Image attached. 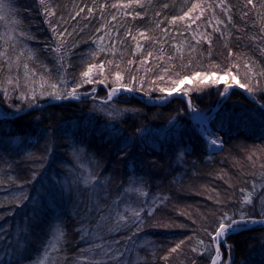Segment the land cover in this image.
<instances>
[{
    "label": "trees",
    "instance_id": "trees-1",
    "mask_svg": "<svg viewBox=\"0 0 264 264\" xmlns=\"http://www.w3.org/2000/svg\"><path fill=\"white\" fill-rule=\"evenodd\" d=\"M5 2L0 51L13 60L23 55L18 69L0 64V86L9 88L0 91V264H211L209 233L222 214L262 218L264 164L257 165L259 154L252 155L254 162L244 151L264 149V77H255L252 84L260 85L251 94L234 88L222 97L226 83L213 82L180 90L197 110L220 107L208 123L222 145L218 152L182 113L185 100L167 99L158 90L195 72L227 76L232 84L225 69L240 83L264 70L260 0L256 7L225 0L228 11L219 0H46L52 16L38 0ZM195 3L206 9L203 15L198 9L170 23ZM201 34H210L211 44ZM101 46L105 50L98 51ZM25 63L35 101L20 98L25 88L13 91L6 83L19 76L25 84ZM90 63H104L108 79L79 87L78 101L51 103L57 99L39 95L60 79L75 86ZM117 64L123 78L118 83L109 75ZM165 67L164 80L157 79ZM130 76L136 80L129 83ZM99 78L94 70L93 79ZM122 85L139 98L123 94L101 101L105 86ZM226 240L230 251L223 244L221 253L231 264H264L263 225Z\"/></svg>",
    "mask_w": 264,
    "mask_h": 264
},
{
    "label": "snow or ice",
    "instance_id": "snow-or-ice-1",
    "mask_svg": "<svg viewBox=\"0 0 264 264\" xmlns=\"http://www.w3.org/2000/svg\"><path fill=\"white\" fill-rule=\"evenodd\" d=\"M39 4L44 6V12L46 16H52L54 15V11L47 5L46 0H38ZM130 4L131 3H136V4H140L141 0H129ZM251 5L252 7H256V4L254 3V0H246V6ZM219 6H221L224 11H228V8L225 4V0H219ZM8 4L5 2V0H0V13H4L8 10ZM113 7H117V5H113ZM165 7H167V5H165ZM209 8L212 7L211 4L208 5ZM260 7L262 9H264V0H260ZM198 9H200V15H203V12L206 10L204 8H202L201 3H195L192 4L190 8H188L187 11H185L183 13V15L178 16V17H173L172 21H170V23H174L177 19L179 20H184L186 17H188L190 15V13L196 12ZM83 9H80V11H78L76 13L77 16L80 15V12H82ZM91 14V9H89V15ZM137 15H139V13H137ZM244 15H247V13H245ZM200 17L199 15L196 16L193 19V23L195 22V20H198ZM228 20L231 21L232 17L231 15H229ZM113 19H115V17H113ZM222 23V22H221ZM262 27H264V25H262ZM215 31H219V28H215ZM56 29L53 28V32H55ZM66 31V30H65ZM166 31V30H165ZM130 34V33H129ZM141 36H144V33H140ZM203 39L207 40V42L209 44H211V38H210V34L207 36H203V34H201ZM20 36H26L25 33L21 32ZM64 36V33H58L57 34V38L58 40L61 41L60 44H58V46L56 47L55 51L57 53L60 52L61 50V45L63 44V40L61 39ZM28 39H31L30 36L27 37ZM135 39V37H133ZM8 39H13V37H8ZM103 39V38H101ZM197 43H199V41H197ZM137 47H139V44L137 45ZM105 50L103 46H101L98 51H103ZM28 58H31L32 56V51L31 49H28ZM23 55V52H21L19 55H17L15 57V60L12 59L11 56H9L7 50L5 51H0V64L3 63H7L8 64V69L9 71L12 70L13 65L16 66V68L18 69L19 67H21V64L19 63L20 61V57ZM91 55H95V53L91 54ZM152 53L148 52L146 54V58L147 56H151ZM229 55L231 56L232 53L231 51H229ZM162 59V57H160ZM107 64L112 65L113 61L112 60H107L106 61ZM132 63H134V61L129 60L128 64L131 65ZM141 64L144 63L143 60L140 61ZM236 66V65H234ZM22 67L24 68L25 72H24V77H25V84L22 86L20 83V77L16 76V77H9L6 81V83L11 86L12 90L15 91L17 89H20L21 87L25 88L26 91H22L20 92V98L21 99H25L28 100L29 96L31 97L32 101H35L37 98V92L36 89L32 88L29 86L28 84V80H29V69H28V65L25 63L22 65ZM245 67L248 68L249 72H251V66H249L247 64V62H245ZM64 69V65L61 64V69ZM115 71L110 72L109 75L114 77V82L118 83L120 82L123 78L121 75V71L119 70V65L117 64L115 66ZM94 70H96V72L101 76V78L99 79H93V73ZM3 71V68H0V72ZM169 69L168 67H165L163 69L164 75H158L157 79L159 80H164L165 75L168 73ZM104 72V63H100V64H96V63H90L87 65L86 69L83 70L81 72V79L79 81H77L75 83V86L68 88L67 85V81L60 79L57 83H50L49 84V88L51 89V91H48L46 89L41 90L39 92L40 96H43L45 94H47L48 96L52 97L53 99H57V100H61V99H66V98H75V99H79V95L77 94V89L79 87H82L84 84H93V83H98V84H103L105 83V81L108 79V76H104L103 75ZM225 74L229 75L232 77V79L236 82V84L240 87V88H246V90L248 91V93H253L254 88H256L258 85H260V81L256 80L255 84H252L253 80H255L256 76H260V77H264V70L259 71V72H253L251 78L248 79V83H240L238 80H236V77L232 75V72L228 69H225ZM32 76H35L36 73L35 71L31 72ZM209 74H201L200 72H195L192 74L191 78L192 79H196L199 78L200 79V83L203 84L204 80L206 78V76ZM211 75H215V73H212ZM188 79V77H184V78H178L172 81L173 87L172 88H159L158 90L160 92H167V94L169 96H171L175 91L178 90V87L180 84L185 83V81ZM136 77L135 76H130L129 77V83H131L132 81H135ZM214 84H219L220 81L218 79L213 80ZM249 84H252V86H248ZM122 87H125L127 91H135V89H133L132 87L129 86H124L122 85ZM232 87V85H228V87H226L223 91H221L220 95H225L228 91V88ZM259 90L264 91V86H261L259 88ZM0 91H2L3 93H7L9 91V88L7 87H2L0 86ZM118 91L117 88H113L112 91L109 93V96H111L113 93H116ZM189 103V107H193L191 104V100L188 101ZM261 107H264V105H261ZM17 111H20V109H18ZM209 135H211L209 133ZM218 139V138H217ZM217 139H213L211 140V144L216 145L217 144ZM255 187V186H253ZM250 202V201H248ZM155 204V201L153 202ZM136 215L138 216L139 213L137 212ZM261 219H248L246 217H244L243 215L241 216L240 219H236L233 216H229L227 213L222 214L219 219L218 222L216 224L215 230L213 233H209V235L211 236V239L213 241V244L215 246V250H216V257L215 259L212 261V264H218L219 261H223V264H231V260L228 257H225L224 254H222L219 251V245L221 243L226 245V250L230 251V249L227 248V240L226 237L229 235H232L238 231L241 230H246L247 224L252 223V224H261L264 225V211L261 212ZM137 228L139 230V225H137ZM184 242L181 241L180 244H177L176 247L170 249V254L174 253L177 251L178 248H180V245L183 244ZM200 244H203V241L199 242ZM194 252L197 251V249H192ZM165 260H167V257H164ZM90 264H98V262H90ZM194 264V262H193Z\"/></svg>",
    "mask_w": 264,
    "mask_h": 264
},
{
    "label": "rangeland",
    "instance_id": "rangeland-1",
    "mask_svg": "<svg viewBox=\"0 0 264 264\" xmlns=\"http://www.w3.org/2000/svg\"><path fill=\"white\" fill-rule=\"evenodd\" d=\"M116 69H114V70H112L111 72H113V71H115ZM106 72H108V71H106ZM103 74H105V71L103 72ZM122 75V74H121ZM215 79H218L219 81H220V83L219 84H225V88L226 87H228V85H232V87H230V88H228V91H227V93L225 94V95H223L222 97H224V96H229L230 95V93H229V91L231 90L232 91V89H234L233 87H235V88H237V89H239L240 87L236 84V82H233L232 84L230 83H227V81H228V78H227V76H217L216 74L215 75H207L206 76V78H205V80H204V83L203 84H201L200 83V79L199 78H196V79H192V78H189V79H187L186 81H185V83H183V84H180L179 85V87H178V90L177 91H175L172 95H180V96H182L181 95V92H180V90L184 87V86H186L187 88H189L190 87V89L191 90H200L201 88H203V87H206V86H208L209 85V83H212L213 82V80H215ZM102 86V85H101ZM100 88V86L99 87H97L96 89H94V91H92L91 93H89V95L91 96V98H95L96 96H97V91H98V89ZM115 88H117L118 89V91L116 92V93H113L111 96H109V93L112 91V89L111 90H109L106 86L104 87V90H105V93H106V96H105V98L104 99H102L101 101H103V102H106V101H113L114 99H117L120 95H123V94H131L130 93V91H127L126 90V88H123V87H115ZM240 90H242L243 91V89L242 88H240ZM132 92V91H131ZM229 93V94H228ZM135 94V93H134ZM171 95V96H172ZM170 97V96H169ZM169 97L167 98V99H169ZM184 97V96H183ZM72 99H74V100H76V101H78L79 99H75V98H72ZM167 99H164L162 102H164V101H166ZM184 99H185V107H184V109H183V114H184V116L188 119V120H191V121H193V122H195V123H197L198 125H199V127H200V129H201V131H202V134H203V136L205 137V139L208 141V143H209V149H210V151H212V152H218V151H220L221 150V148H222V145H221V143L219 142V140L217 139V138H215L214 136H211V135H209V128H208V123H209V120H210V118H212V116L219 110V106H215L213 109H209V110H207V111H200V110H197V109H195L194 107H192L193 108V110L191 109V107H189V103H188V101L190 100L188 97H184ZM73 100V101H74ZM191 104H192V102H191ZM193 106V105H192ZM263 110H264V107H261ZM194 109L195 110H197V111H199L201 114H203L201 117H198L197 116V114L195 113V111H194ZM213 139H217V144L216 145H213V144H211V140H213ZM245 153V155H247L246 156V158L248 159V160H250V161H254L255 162V160H254V158L252 157V155H256V154H259L256 158L258 159L257 161H256V163H257V165L259 166V165H261V164H264V149H260V151L258 150V151H256V152H250V151H244ZM259 226H261V224L259 225ZM264 226V225H263ZM258 227V226H257ZM227 239V238H226ZM222 245H223V243H222ZM221 245V246H222ZM215 247V246H214ZM215 249V248H214ZM214 259V258H213ZM221 262V261H220ZM220 262L218 263V264H220Z\"/></svg>",
    "mask_w": 264,
    "mask_h": 264
},
{
    "label": "water",
    "instance_id": "water-1",
    "mask_svg": "<svg viewBox=\"0 0 264 264\" xmlns=\"http://www.w3.org/2000/svg\"><path fill=\"white\" fill-rule=\"evenodd\" d=\"M233 88H235V87H233ZM239 90H240V88H239ZM231 92V90L229 91V93ZM130 93L132 94V95H134V96H136L137 98H139L136 94H134L133 92H131L130 91ZM228 93V94H229ZM173 98H182L183 100H185L184 99V97L183 96H180V95H172V96H170L169 97V99H173ZM72 100H74V99H72V98H66V99H63V100H54V102H59V101H72ZM74 101H76V100H74ZM108 102H111V100L110 101H106V103H108ZM46 105V104H45ZM48 105V104H47ZM191 109L193 110V108L191 107ZM194 111H195V113L197 114V116L198 117H201L203 114H201L199 111H197V110H195L194 109ZM18 115H20V114H18ZM8 118H10V117H8ZM260 224H252V223H249V224H247V227H246V230H249V229H252V228H255V227H257V226H259ZM242 231H244V230H241V231H238V232H236V233H239V232H242ZM236 233H234V234H236ZM233 235V234H232ZM230 236V235H229ZM229 236H227V237H229ZM226 237V238H227ZM219 251H221V246L219 247ZM215 256H216V250H215ZM215 258V257H214ZM214 260V259H213ZM212 260V261H213ZM212 264V263H211Z\"/></svg>",
    "mask_w": 264,
    "mask_h": 264
},
{
    "label": "bare ground",
    "instance_id": "bare-ground-1",
    "mask_svg": "<svg viewBox=\"0 0 264 264\" xmlns=\"http://www.w3.org/2000/svg\"><path fill=\"white\" fill-rule=\"evenodd\" d=\"M61 100H63V99H61ZM59 102H61V101H59ZM51 103H56V102H54V100L51 102ZM222 245V243L219 245V247ZM221 252V251H220ZM216 257V256H215ZM215 259V258H214ZM220 262V261H219ZM218 262V263H219Z\"/></svg>",
    "mask_w": 264,
    "mask_h": 264
}]
</instances>
